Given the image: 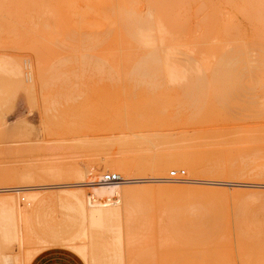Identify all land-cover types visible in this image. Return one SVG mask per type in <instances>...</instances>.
Wrapping results in <instances>:
<instances>
[{"label": "rangeland", "instance_id": "obj_1", "mask_svg": "<svg viewBox=\"0 0 264 264\" xmlns=\"http://www.w3.org/2000/svg\"><path fill=\"white\" fill-rule=\"evenodd\" d=\"M9 1L16 3V18H12L14 14L9 7ZM0 8V16L5 15L0 22L2 62L12 64L10 67L18 69L21 79H26L28 75V63L41 70L40 75L47 71L43 79L41 76L38 77L40 80L34 77V83L25 82L21 85L16 84L13 78L8 79L9 75L5 76V89L3 88L0 99V174L41 168L48 160H64L63 163L77 162L76 164L87 170L94 168L96 173L98 171L105 176L107 173H117L113 170L114 167L105 163L115 159L123 160L127 165L132 164L135 175L139 171L137 176L133 173L134 177L151 178L160 176L153 169L154 165L162 164L168 155L186 152L189 156L191 154L190 157L196 158L195 163H199L196 164L199 169L197 174L195 172L192 175L183 166L171 167L163 176L167 180L165 182L133 185L139 188H134L138 191L144 188L154 191L151 195H139L141 198L138 196L149 210L146 211L147 208L142 205L146 214L136 224L140 233L138 240L144 239L149 227L150 231L155 229V233L152 231L147 238L152 252L156 250L158 253L153 252L152 263L155 264L157 259L156 264H181L184 257L189 255L182 253L191 249L195 251V255L191 254L194 256L190 257H197L196 252H207L199 256L208 257V264H241L237 235L242 229L235 225L238 215L241 214L244 217H255L260 224L246 231V239L251 242L247 264H264V166L260 167L264 165V0H0ZM125 11H137L142 16L152 15L163 26L164 31L159 35L166 49L176 47L180 52L185 51L194 56L200 65L210 59H221L224 53L222 59L226 61L228 58L238 57L235 65L241 58L245 71L251 74H245L251 81L248 82L249 85L253 87L257 84L250 89L245 87L246 92L241 88L235 89V93H238L236 96L243 99H237L236 96L234 99V96L231 99H221L224 96H218L216 99L217 96L213 94L210 99H200L201 102L199 99H128L129 94L132 96L130 92L133 86L128 81L125 82L124 78L115 83L108 78L101 82L92 70L81 76L78 66L79 70L64 67L65 71L72 70L70 74L73 76L75 73L77 77L74 81L72 77L69 85L65 84L64 87L57 82L48 87L50 90L46 85L44 88L43 80L49 78L47 76L53 70L50 68L55 63L59 65L60 61L71 55H79L80 42L85 38L83 34L92 35L95 30L111 31L110 35L113 36L109 37L108 49L116 48L114 53H118V56H141L147 46H132L124 29L127 18ZM126 44H130L129 48ZM117 46H121L123 53ZM219 59L218 61L222 60ZM129 64L127 62L125 69L131 67ZM182 65L181 63L179 67L184 68ZM57 67L61 69L60 66ZM254 73L258 74L255 75L257 77H254ZM88 74L90 78L87 77ZM258 78L261 79L260 84ZM242 82L239 81L241 84ZM68 87L71 88L70 91ZM123 89L128 90L125 93H129L128 96L125 97L121 92ZM134 91L133 96L137 92ZM70 93L72 97L69 98ZM115 96L119 97L116 99ZM255 157L258 161H255ZM133 166H141L144 171L140 173L141 168L137 171V167ZM175 170L186 172V182L170 181V174ZM189 180L195 181L187 182ZM85 181H89V177ZM75 182L79 184L73 178L56 182L47 179L45 183L50 184L48 188L36 191L39 194L37 201L26 210L31 217V226L43 245L18 247L16 254L23 263L28 251L34 250L38 254L45 252L33 264H92L88 251L91 249V242H94V251L97 253L93 254L94 257H99L97 259L100 264H112L119 247L116 244L112 246L118 232L115 228L117 227L119 236L122 237L125 218L114 223L108 222L98 231L99 226H94L96 229L88 221L86 197L75 195L73 188L69 187ZM19 183L21 184L20 180L9 182L5 186L18 187ZM86 184L79 189L82 188L86 196H91ZM118 186L120 185L106 187ZM176 188H180L179 191ZM180 190L184 192L183 197ZM168 191H173L171 196ZM160 192L162 194L159 195ZM177 192L179 196L175 195ZM5 196L11 199L15 197L11 194H0V197ZM198 197V201L203 198L208 204L202 206L203 200L198 204L195 201ZM214 200L216 205L212 203ZM207 209L211 213L219 214L220 224L227 223L229 227L218 233V239H211L210 245L202 244L194 247L195 249L165 245L171 238V234L165 232L166 229L176 222L181 224L186 219H192L193 215L197 218L194 217L190 222H196ZM195 212L200 214L196 215ZM227 218L225 222L224 219ZM91 230L95 236H92L93 233L91 235ZM212 240H216L214 244ZM97 242L100 244H96ZM111 246L112 251L109 250L112 249ZM216 252H229L232 255L222 261L214 258L217 256ZM4 256L11 255L3 250ZM123 260L122 255L119 264H123ZM203 260L205 259L202 258Z\"/></svg>", "mask_w": 264, "mask_h": 264}, {"label": "bare ground", "instance_id": "obj_2", "mask_svg": "<svg viewBox=\"0 0 264 264\" xmlns=\"http://www.w3.org/2000/svg\"><path fill=\"white\" fill-rule=\"evenodd\" d=\"M4 2H5V0H4ZM10 4L11 5L10 6L8 5V6L12 8V11H13L12 14H14V16H12V18L13 17L16 18L17 17L16 16V13H17L16 3L10 2ZM9 7H7V10ZM0 11L2 12V10H0ZM125 12H127V13H124V14H127L126 15L127 18H126V23L125 24L123 23L124 29L127 32L129 40H131V42H132V46L135 48L137 45L147 46V50L145 52H142L140 50L142 52L141 56H137V55L130 56V54H127L126 56H124V55L121 56L120 53H119L120 55L118 56L117 55L118 53H116V54L114 53L116 48H115V50L114 49L113 50L108 49L109 45H107V43H108L109 37L113 36V35H110L111 31L105 30L106 32H104V31L98 32L95 30V32H93L92 35L87 34L88 36H86L83 34V36L85 38H83L82 42H80L81 43L80 44L81 49H80L79 55L78 54L71 55L70 57H67V58L63 59L62 61H60L59 65H57L55 63L57 66H60L61 69H58V67L55 66V64H54V67L50 66L51 67L50 69L54 70V68L56 67L55 68L56 70H54L53 73H52L53 70H51V73L49 74L50 76L49 75L47 76L49 78L45 79L47 81L43 80V86L46 85V87L48 88L57 82H58V84H63L64 87H65V84L69 85L68 82H71L70 80L72 79V77H74V79L72 81H74L75 78H77L75 73L73 76H72V74H70L71 71L74 68L78 69L80 67V71L82 73L81 76H84L85 75L84 73L92 70L94 76H96V78H98V80L101 82L103 81V79L108 78L111 81H114V83H115V82L121 80L122 78H124L123 80L124 81L126 80L125 82L128 81L129 84H131L133 86V87H131V88H133V90H131V92H130V93H132V96H130L131 94H129V93H128L129 96H128V94L125 95V93H127V91H128V90L126 91V89L125 90L123 89V91H121V92H123L125 97L126 96L129 97L128 99H131L130 97H133V98L134 97L135 98L140 97L139 99H194V100L195 99L196 100L201 99V100H203V99H210L212 94L214 96H217V97H215L216 99H218V96H220V97L224 96L221 99H224V98L225 99H231V97L234 96L233 97V99H234L235 96L238 94V93H235L236 92L235 89L238 90V88H241V89H243V91H245V89H244L245 87L246 88L248 87V89H250L251 86L249 85L248 82L251 83V81L248 80V77H246L247 74H250V73L245 71L246 69H244L243 64H241V61H243L241 58H240L241 60L239 59V61H240L239 63L242 65V66L239 65L240 67H236V65H238L239 63H237L235 65V62H237L236 60L238 59L237 56H236L237 59H235L234 57H232V59L228 58L229 60H227V61L222 59V56L225 53L222 54L220 57L222 60L218 58L221 61H218V59L216 61L215 60L213 61L212 59H210L211 61L209 60V62H206V63L203 62V64L200 65L199 61H197V59L194 56L188 55L189 53H187L185 51L180 52V50L177 49L176 47H170L169 49L168 48L166 49V45L165 46L163 45L164 43L162 40H160V35H159L160 33H163V31H164L163 26L161 24L157 23L156 20L153 19L154 17L152 15L142 16V14L137 12V11L136 12L125 11ZM4 16L1 15L0 18L4 17ZM10 17H11V15H10ZM1 21H2V18L0 19V22ZM94 25H95V23H94ZM96 26H97V24H96ZM1 27L2 26H0V30H2ZM93 28H95V27L93 26ZM166 34H167V32H166ZM52 42H53V40H52ZM113 43H115V41ZM1 44L2 43H0V49H2ZM128 45H130V44H128ZM128 45H127V47H128ZM118 46H117V49L119 48L118 50H120L121 46L120 47H118ZM109 48H111V47H109ZM123 48H125V47H123ZM120 52H121V50H120ZM227 52H228V50H227ZM121 53H123V50ZM256 54H258V53H256ZM210 55H212V54H209V56ZM127 62L131 64V67L129 66L130 68L127 67L128 69H125L124 66L127 64ZM177 63L179 65L182 63L183 64L182 66L184 68H180L179 65H177ZM10 65H12V64L3 63L2 60L0 59V99H1V94L3 93L2 90H3V88L5 89L4 86L6 84V82H5L6 81L5 80L6 75H9L7 77L8 79H9V77L13 78L12 80L16 81V84L21 85L22 83H25V82H29V83L33 82L34 77H36L35 78L36 80H38V79L40 80V78L43 79L44 78L43 75L47 74L46 73L47 71H46L43 75H40L41 70H39L38 68L36 69V67H34L31 63H28L27 64V68L29 69L28 75L26 76V79L25 78L21 79L19 77V75H20L19 70L15 69L14 67H10ZM64 67L65 68L68 67V69H69V67H71L72 70L71 71H69V70L65 71ZM245 68H247V67L245 66ZM62 70H64V71L62 72ZM261 71L262 70H260V72ZM254 72H255V70H254ZM90 74H92V73L90 72ZM93 74H92V76H93ZM245 74H246V76H245ZM262 74H264V72ZM253 75H254V77H257L255 75H258V74L254 73ZM249 76H251V74ZM259 76L261 77V75H259ZM38 77H40V78H38ZM87 77L90 78L89 74ZM91 78H93V77H91ZM79 79H81V77ZM241 80L243 81L242 84L239 83V81H241ZM258 80H259L258 84H260L261 79L258 78ZM7 81H9V80H7ZM79 81L80 80H78V82ZM85 81L87 82V80H85ZM256 84H254V86ZM12 85H14V84H12ZM56 86H58V85H56ZM24 87H25V84H24ZM59 87H61V85H59ZM253 87H251V88H253ZM44 88H45V86H44ZM123 88H126V87H123ZM48 89L50 90V88H48ZM68 89L70 91L71 88L68 87ZM120 89H122V88H120ZM18 90H20V89L18 88ZM134 90L137 91L136 93H134L135 96H133ZM66 91H68V90H66ZM5 92H6V90H5ZM253 92H255V91H253ZM47 94H48V92H47ZM15 95H17V91H16ZM15 95L13 94L12 98L15 97ZM106 95H107V93H106ZM117 95H119V94H117ZM46 96H48V95H46ZM59 96L61 97V95H59ZM59 96H58V98H59ZM62 96H64V95H62ZM108 96L109 95H107L106 97H108ZM70 97H72L71 93H70L69 98ZM118 97L119 96H117L116 99ZM237 97L242 98L239 95L236 96V98ZM69 98H67V99H69ZM109 99H111V98H109ZM201 100H200V102H201ZM190 156H191V154H190ZM190 156L186 152L184 154L183 153H181V154L177 153V154L168 155L166 158H164V160H163L164 162H161L162 164L159 163L160 165L156 164L157 166L154 165V167H153V169L155 171H157V173L160 176L151 177V178H149V177H145V178L144 177L143 178L134 177L135 173L133 172L132 164L130 165L129 162L128 163L130 166L127 165V163L123 160H121V161L120 160L118 161L115 159L114 160L112 159L109 161L107 160V161H105V163L110 165V167H112V168L114 167L113 170L115 172H117L115 174H118L122 180V181L114 182V183L103 182L104 176H102L100 174V172H98V171L96 173L94 168L87 170V169L81 168L80 165L76 164L77 162L76 163L74 162L75 164L74 163L70 164V163H66V162L63 163L64 160H63V162H59V160L58 161L57 160L56 161H54V160L49 161L48 160V161H46L47 163H44V166L41 168H35L34 167L35 169H28V171L23 170V172L22 171H19V172L16 171L15 172L13 170L14 173H16V174H14L13 171L11 172L13 174H11V173L8 174L10 171L9 172L7 171V173H1L0 174V194H11V195L15 196L12 199L8 198L9 196L8 197L7 196L0 197L1 264H2V261H4V264H10V263H12V264H33L35 262V260L41 254H43L45 252V251H42L38 254L34 250L28 251L24 263H23V261L19 260V257L16 254V250L18 247H22V246H24V247H34V246L39 247V246L43 245L42 241L38 238V236L36 235L35 231L33 230L32 226H31V219H30L31 217L29 215V212L26 209H27V207L32 206L37 201V198L39 195L38 193H36L37 190L48 188V186L50 184L45 183V182H47V179H48V181L54 180L56 182V181H61L62 179H67V178H69V179L73 178V179L77 180V182H79V184H76V182H75V184H70L69 187L73 188V192L75 193V195H77L79 197L81 196L84 198L86 197L85 203H86V208L88 210V216H89L88 221H90V223L93 227L99 226V228H100L101 226L103 227V225L108 223V222L114 223V222L120 221V219H122V218H125V224H124L125 227L123 226L124 230L122 232V234H123L122 237L119 236L120 231L117 229V227L116 228L114 227L118 232L114 236L116 242L113 239V241L115 243L112 241V243L114 244L112 246H115V244H116V247L117 246H119V247H117L118 248L117 254L112 259L111 263L112 264H119L120 257H122V255L124 256V260L122 262L123 264H138V262H140L139 264H141V263L144 264L146 262L152 263L154 261V260H152V258H153L152 254L156 250H154L152 252L151 247L148 244L147 238H149V236L151 235L153 230L150 231L151 229L149 227V230H147L146 235L143 236L144 239L138 240V237H140L139 236L140 233H138V227H136V224H137V222H139L138 220L140 219V217H142L146 214L145 213L146 209L144 210L143 206H145V208H147L146 205L141 203V200L139 199V197L142 195L146 196L147 194L151 195L152 193H154V191L149 190V188H144V189H141V191H138L139 188L136 186H137V184L139 185V184L159 183V182L167 181V180H165V178L163 176L166 174L167 170L170 169L171 167L178 168L179 166H183L191 174L192 173L195 174V172L199 170V169H197L198 167L196 164H199V163L197 161L195 163L194 160L196 158L194 159V156H193V158ZM260 157H261V155L258 158H260ZM66 161H67V159H66ZM255 161H258V159L256 157H255ZM255 161H253V162H255ZM256 165H257V163H256ZM261 166H264V165H260V167ZM136 167L137 166H135L134 168H136ZM112 168H109V169L111 170ZM140 168H141L140 173H142L144 170L142 171L143 168L141 166L137 167L136 170L137 169L140 170ZM258 168H259V166H258ZM254 169H255V167L252 168V170H254ZM84 170L85 171L87 170V171L85 172ZM136 170L134 169V171H136ZM263 170H264V168H263ZM138 172H137V174H138ZM133 173H134V175H133ZM137 174L135 176H137ZM196 174H197V172H196ZM263 176H264V174H263ZM88 177H89V181H85ZM19 180L21 181V184L19 183L20 186H18V187H11V186L7 187V186H5L9 182H15V181H19ZM260 180H261V178H260ZM170 181H174V180H170ZM184 181H174V182L181 183ZM194 181L189 180L187 182H194ZM43 183H45V184H43ZM85 183H87L86 187H88L89 190L91 191L90 192L91 196L90 195L86 196L85 191L81 190L84 187L83 184H85ZM135 184H136V186L134 187L133 185H135ZM219 184L225 185L224 183H219ZM115 185H120V186H118V187H106V186H115ZM127 185H129V187ZM79 187H82V188L79 189ZM134 188H136L138 190H136ZM176 189H178V188H176ZM179 189H178V191H179ZM168 192H169L168 195H170V196L173 193V191L172 192L168 191ZM181 193H182V191H181ZM181 193H180V196H181ZM183 193H182V197L184 195ZM160 194H162V193L160 192L159 195ZM176 194L179 196V192L175 193V195ZM187 195L190 198L189 194H187ZM191 195H193V194H191ZM195 196L197 197V195L194 194V197ZM199 197H201V196H199ZM199 197L195 199L196 202L198 201L197 199H199ZM101 199H102V201H101ZM192 200H193V198H192ZM192 200H191V202H192ZM201 200H203V198L200 199V201H198L197 203L199 204L201 202ZM195 201H193L192 203H194ZM205 201H207V200L204 199L203 202H201V203H203V204H201L202 206L204 204H208V202L205 203ZM214 202L212 201V203L216 205L215 200H214ZM212 203H210V205H212ZM194 204H196V203H194ZM210 205H209V207H210ZM207 207H208V205H207ZM210 208H212V206ZM148 210L149 209L147 208L146 211H148ZM174 213H176V212H174ZM195 214H196V212H195ZM216 214L217 213H215V214L211 213L207 209V211L205 213L200 215V220L198 219V221H196V222H195V220H194V222H190V220H193V218L196 217L195 215H193L192 219L191 218L186 219V220L183 219L184 221L188 220L189 222L183 221L184 222L183 223L180 221L181 224L176 222L175 224H172V226H170V227L168 226L169 228L166 229L165 232L171 234V236H170L171 238H169L166 243L165 242H163V243H165V245H167V246H182L184 248L186 247V249L187 248L193 249L196 246H199L202 244L205 245L206 243H207V245H210L209 240L214 239V238L218 239V236H217L218 233H220L226 227L229 228L227 223L226 224L224 223L223 225L220 224V222L218 220H220L221 218L218 217L219 214L218 215H216ZM147 216H149V215H147ZM181 216H182V213L179 216V220H180ZM141 219H144V218H141ZM161 219H163V218H161ZM147 220L149 222V219H147ZM224 220L226 222V220H228V218L224 219ZM143 222H144V220H143ZM123 223H124V219H123ZM123 223H122V225H123ZM172 223H174V222H172ZM144 224L145 223H143V225ZM230 224H231V221L229 222V225ZM235 225L239 229H242L241 232L237 235V245H238L237 247H238V251H239L238 253L240 255L239 256L240 262L242 261L241 264L242 263L247 264L248 259H249V254L251 251L249 248L251 246V242L248 241V239H246V231H250L253 229L254 226H259L260 224L257 222L255 217H244L243 215L239 214L238 215V222L236 221ZM94 228H96V227H94ZM94 228H92V229H94ZM99 228L98 229L96 228V229L99 231V230H101V228L100 229ZM139 228H140V226H139ZM103 230H105V229H103ZM92 231L93 230H91V235L93 233ZM114 231H112V232H114ZM154 231H155V229H154ZM102 232H104V231H102ZM89 236H90V234H89ZM92 236H95L94 233ZM225 238H227V237H225ZM88 240H89V238H88ZM212 241L214 244L216 240H212ZM93 243L91 242V249L89 248L88 252H90V258H91L92 264H100V262L97 259L99 257H94V255H96L97 253L94 251L96 247L94 246L95 243L94 244ZM98 243L99 242H97L96 244H98ZM109 243H111V242H109ZM216 243L219 244V242H216ZM102 246H104V245H102ZM153 248L156 249L155 247H153ZM164 248H165V246H164ZM218 248H220V247H218ZM3 250L6 251L11 256L10 257H8V256L3 257ZM109 250L112 251L113 247H112V249H109ZM114 251H115V249H114ZM193 251L194 250L190 249V250L184 251L182 253L185 256H186V254H189V255L186 256L187 258L183 256L184 262H182L181 264H208V261H207L208 257H206V258L202 257L203 259H205L202 261L201 256H199V255H202L204 253L206 254L207 252H204V253L202 252L201 254H199L200 252H196L197 257H190V256L195 255L193 253ZM107 252H106V254H107ZM156 253H157V251H156ZM154 254H155V252H154ZM191 254H194V255H191ZM215 255L216 254H214V256ZM231 255L232 254L229 255V252L228 253H220V254L217 253V256H215L214 258H220L222 261H224L226 258L231 257ZM156 260H155V264L158 262ZM144 261H146V262H144ZM206 261H207V263H206Z\"/></svg>", "mask_w": 264, "mask_h": 264}, {"label": "built area", "instance_id": "obj_3", "mask_svg": "<svg viewBox=\"0 0 264 264\" xmlns=\"http://www.w3.org/2000/svg\"><path fill=\"white\" fill-rule=\"evenodd\" d=\"M185 176L186 173L183 170H175L172 171L170 174V178L174 181H184ZM119 181H122L121 177L118 174H114V173H107L103 178V182L105 183H114ZM0 264H1V248H0Z\"/></svg>", "mask_w": 264, "mask_h": 264}, {"label": "crops", "instance_id": "obj_4", "mask_svg": "<svg viewBox=\"0 0 264 264\" xmlns=\"http://www.w3.org/2000/svg\"><path fill=\"white\" fill-rule=\"evenodd\" d=\"M40 264V263H39Z\"/></svg>", "mask_w": 264, "mask_h": 264}]
</instances>
